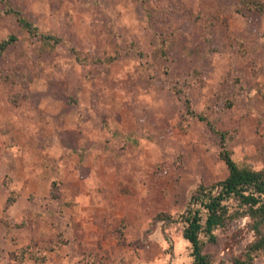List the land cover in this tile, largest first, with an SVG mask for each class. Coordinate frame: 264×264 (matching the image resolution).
<instances>
[{"label": "rangeland", "instance_id": "obj_1", "mask_svg": "<svg viewBox=\"0 0 264 264\" xmlns=\"http://www.w3.org/2000/svg\"><path fill=\"white\" fill-rule=\"evenodd\" d=\"M239 5L0 0V42L14 37L0 54V264H55L31 255L49 257L47 241L61 238L63 264H190L181 215L199 186L228 170L217 134L197 117L183 120L185 97L229 131L238 167L264 168V12ZM86 181L80 232L22 243L41 221L8 220L7 199L19 200L17 217L26 207L50 216L67 211ZM252 222L219 228L203 252L233 264L257 236Z\"/></svg>", "mask_w": 264, "mask_h": 264}, {"label": "trees", "instance_id": "obj_2", "mask_svg": "<svg viewBox=\"0 0 264 264\" xmlns=\"http://www.w3.org/2000/svg\"><path fill=\"white\" fill-rule=\"evenodd\" d=\"M233 1L235 3L238 1L244 10L255 13L264 12V5L261 0ZM8 11L17 15V20L23 26H31V23L20 17L19 12L13 9H8ZM13 40L14 37L11 36L0 42V54ZM184 105L185 114L182 118L187 120V124L191 119L197 117L206 122L205 124L210 130L217 134L221 148L219 156L228 170L224 179L209 187L199 186L192 194L191 203L185 213L181 215V220L184 223L182 237L187 240L191 250L190 264H216L208 253L203 252L204 246L207 242L214 243L216 241V230L224 228L232 221L245 216L252 219L257 236L249 242L242 255L233 257L232 263L254 264L255 257L264 255V234L259 229V225L264 223V168L238 167L230 157V151L226 147L231 137L229 131L216 129L206 117L196 114L191 107L189 97H185ZM12 202L7 199L6 204L10 205ZM193 203L196 204L195 207L192 206ZM155 218L164 220L171 217L160 212L156 214ZM24 225H28V223L17 222L13 226L22 227ZM22 252H27L26 247L21 249L19 253ZM39 254L40 257L32 254V259L35 261L45 259L43 253ZM22 257L23 254L20 258L22 259Z\"/></svg>", "mask_w": 264, "mask_h": 264}, {"label": "crops", "instance_id": "obj_3", "mask_svg": "<svg viewBox=\"0 0 264 264\" xmlns=\"http://www.w3.org/2000/svg\"><path fill=\"white\" fill-rule=\"evenodd\" d=\"M86 186H89V182H87V184L84 185V188L81 186V188H83L84 190L79 192V194L73 193L72 199H68L71 202H70V206L67 207V209H68L67 211H61V209L56 210V211L54 210L55 213H49L50 216L43 217V216H38V214L34 213V212L30 213V209H28L26 207L25 209H27V211L26 210L21 211V213L19 215L21 217H17L15 215H13L11 212V209L14 208L19 201V200H15L12 202V204L6 206L8 208H6L7 211L4 212V215L7 216L6 218L8 220H11V219L13 220V219H18V218L20 219L22 217H27L29 215L31 218H36V219H39L41 221L40 225H39V229L37 230V236L34 235V236H30L28 238L23 236L22 237V243L23 244L27 243V241H30L31 237H33V239L35 240L36 237L40 236L44 232L52 233V232L61 230L63 232L65 231V233H68V232H71L73 229H75V231H76L75 233H78V232H80V230L83 229L82 225H80L79 221H82V215H83L84 209H85L84 206L87 204V201L89 200V195H87L89 192L87 190L88 188H85ZM64 207H61V208H64ZM69 228H71L72 230L69 231ZM29 231L31 232V230H29ZM61 231H59V232H61ZM38 238H40V237H38ZM41 244H44V243L41 242ZM46 244L51 245L50 246L51 248L48 251V252H50L49 257H47V255L45 253V255H46L45 258L46 259L48 258L50 261H53V262L57 259L58 261H55L54 262L55 264H63L61 253L63 251H65V250H63V248L67 246L66 242H64V240L61 238L59 242L57 240H56V243L55 242L51 243V242L47 241ZM57 244L62 245V247H60V249L56 252V249L58 248ZM51 253L53 255H51ZM60 256H61V260L59 259ZM39 263H41V262H39ZM68 264H70V263H68Z\"/></svg>", "mask_w": 264, "mask_h": 264}]
</instances>
